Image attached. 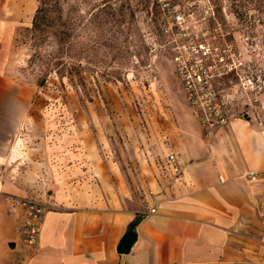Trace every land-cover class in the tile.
Returning <instances> with one entry per match:
<instances>
[{
    "label": "crops",
    "instance_id": "crops-1",
    "mask_svg": "<svg viewBox=\"0 0 264 264\" xmlns=\"http://www.w3.org/2000/svg\"><path fill=\"white\" fill-rule=\"evenodd\" d=\"M24 2L0 0V264H264V127L232 117L211 128L182 114L139 166L137 195L101 124L48 122L29 106L6 39ZM17 197L48 204L34 246L20 234L22 209H9ZM137 216V239L119 253Z\"/></svg>",
    "mask_w": 264,
    "mask_h": 264
},
{
    "label": "rangeland",
    "instance_id": "rangeland-1",
    "mask_svg": "<svg viewBox=\"0 0 264 264\" xmlns=\"http://www.w3.org/2000/svg\"><path fill=\"white\" fill-rule=\"evenodd\" d=\"M45 1L48 28L32 30L41 0H28L6 38L29 106L101 124L137 195L139 166L182 114L264 127V0Z\"/></svg>",
    "mask_w": 264,
    "mask_h": 264
},
{
    "label": "built area",
    "instance_id": "built-area-1",
    "mask_svg": "<svg viewBox=\"0 0 264 264\" xmlns=\"http://www.w3.org/2000/svg\"><path fill=\"white\" fill-rule=\"evenodd\" d=\"M165 4H169L167 2H164ZM169 8V7H167ZM173 18L179 23L180 20L183 19L182 14L180 11H174L172 13ZM193 102L195 100L193 99ZM219 122L222 125H225L226 119L221 116ZM201 123L205 126H213V122L211 123L209 121L208 117H205L201 119ZM167 163H169L174 171H179L178 164L176 162L175 154L172 152L168 153L167 156ZM250 180L256 179V175L254 173H250L249 175ZM10 211L16 212L18 208H21L22 211L19 213V215L22 217L23 224L20 227V234L23 237V240L34 246L37 244L39 240V231H40V217L44 213L45 209L48 207V204H46L44 201L37 199V198H13L10 200L9 203ZM154 209H150L147 212H154Z\"/></svg>",
    "mask_w": 264,
    "mask_h": 264
},
{
    "label": "trees",
    "instance_id": "trees-1",
    "mask_svg": "<svg viewBox=\"0 0 264 264\" xmlns=\"http://www.w3.org/2000/svg\"><path fill=\"white\" fill-rule=\"evenodd\" d=\"M45 4H46V1L45 0H41V3H40L38 9L36 10V12H35V14H34V16L32 18V22H33V28H32V30L34 32H36L37 30L38 31H42V30H45L46 28H48V23H46L45 21H43L44 19L45 20L47 19L46 16H45V14L47 12L48 7ZM40 21H42V23L45 24V26H44L45 29H43V28L40 29V27H41ZM34 36L37 37L38 34L37 33L36 34L34 33ZM140 218H141V216H137L129 224V228L130 229H133L135 227V225L140 221Z\"/></svg>",
    "mask_w": 264,
    "mask_h": 264
},
{
    "label": "water",
    "instance_id": "water-1",
    "mask_svg": "<svg viewBox=\"0 0 264 264\" xmlns=\"http://www.w3.org/2000/svg\"><path fill=\"white\" fill-rule=\"evenodd\" d=\"M137 239V233L132 230V229H128L125 231V234L121 237V239L119 240L118 244H117V251L119 253H126L129 252L132 248V245L134 244V242ZM11 247L14 246L13 243L10 244Z\"/></svg>",
    "mask_w": 264,
    "mask_h": 264
}]
</instances>
